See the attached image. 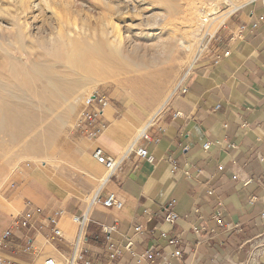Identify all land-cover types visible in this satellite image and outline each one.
<instances>
[{
    "label": "crops",
    "instance_id": "crops-1",
    "mask_svg": "<svg viewBox=\"0 0 264 264\" xmlns=\"http://www.w3.org/2000/svg\"><path fill=\"white\" fill-rule=\"evenodd\" d=\"M111 98L97 138L70 133L69 149L59 154L66 165L27 163L11 176L0 193V238L11 231L0 244L3 264L64 261L77 237L73 217L94 196L84 243L90 264H264L263 1L245 2L226 17L158 108L121 94ZM149 122L148 139L137 145L152 160L131 152L102 182L106 168L94 149L120 158ZM111 193L121 208L102 204ZM173 200L177 219L167 222ZM56 210L63 211V237L52 239L46 217ZM27 212L33 219L24 228L15 220ZM28 236L41 249L37 256L23 249ZM111 248L120 252L114 260ZM146 251L160 255L138 262Z\"/></svg>",
    "mask_w": 264,
    "mask_h": 264
},
{
    "label": "rangeland",
    "instance_id": "rangeland-1",
    "mask_svg": "<svg viewBox=\"0 0 264 264\" xmlns=\"http://www.w3.org/2000/svg\"><path fill=\"white\" fill-rule=\"evenodd\" d=\"M248 1L231 0L236 6ZM231 2L201 0L198 6L209 8L214 31L205 33L203 23L194 34L195 26L184 18L187 0H0V128L4 104L17 103L31 112L25 120L26 134L22 133L21 138L0 130V193L27 163L57 168L66 165L59 154L69 149L70 133H78L72 123L80 94L99 88L110 99L111 95L121 94L154 108L161 106L180 84L195 55L208 47L226 18L216 28L219 19L232 9ZM22 4L26 7L24 13ZM29 4L39 5L33 9L28 8ZM114 21L119 23L123 38L118 64L111 62L109 70L92 73L91 78L80 73L72 105L65 99L55 100L53 105L40 101L35 82L22 72L25 57L19 48L21 42L25 45L22 49L31 55L28 68L32 71L41 64L36 56L41 55V61L49 58L56 39L63 38V52L68 36L80 34L75 30H83L84 35L86 29L110 28ZM40 38L43 42L38 41Z\"/></svg>",
    "mask_w": 264,
    "mask_h": 264
},
{
    "label": "bare ground",
    "instance_id": "bare-ground-1",
    "mask_svg": "<svg viewBox=\"0 0 264 264\" xmlns=\"http://www.w3.org/2000/svg\"><path fill=\"white\" fill-rule=\"evenodd\" d=\"M226 1L231 2V0ZM199 2L201 3V0H187V14L184 16L186 21L195 26L196 30L194 28L192 30L194 34L201 26L203 27V23L206 25L205 33L214 29L211 27L213 20L209 23V16H211L208 13L209 8L198 6ZM38 5L29 4L28 8L35 9ZM236 5V3L231 2L232 9L229 13L222 15V17L220 16L221 18L216 24V28L231 12L237 9L238 6ZM202 8L203 10L201 11ZM24 9L26 7L22 4L21 12L24 13ZM86 30L84 35L81 34L83 30H75L80 33L78 34L79 37L70 34L72 31L69 30L70 36L66 40V50L63 52V48H61L63 46V38L56 39L49 58L41 61L43 57L41 55L36 56V61L41 62V64L39 63L38 66L32 67V71L28 68L31 55L22 49L25 45L21 42L19 48L21 49V54L25 57V62L23 66L21 65L23 68L22 72L30 75L31 81L35 82L33 85L38 90L37 94L40 101H48L53 105L55 100L65 99L68 104L72 105L75 101L74 93L78 91L80 83L78 75L80 73H82V77L91 78L90 75L92 73L97 75L109 70L111 62L118 64L117 54L120 49L122 50L123 39L119 23L116 21L112 22L110 28L100 27ZM38 41L43 42V38L38 39ZM190 49H193L192 43L190 44ZM121 66H124L123 63H121ZM4 110L1 116L2 124L0 130L14 138L25 133V120L31 116V112L25 110L17 103H9L6 107L4 104Z\"/></svg>",
    "mask_w": 264,
    "mask_h": 264
},
{
    "label": "built area",
    "instance_id": "built-area-1",
    "mask_svg": "<svg viewBox=\"0 0 264 264\" xmlns=\"http://www.w3.org/2000/svg\"><path fill=\"white\" fill-rule=\"evenodd\" d=\"M263 4H264V0ZM202 47V46H201ZM206 48V47H205ZM79 108L75 115L74 121L72 123V129L75 132H78L88 138L95 139L97 138L106 128L103 119L106 109L111 103L110 97L104 90L96 88L90 92L84 93L79 98ZM150 122L147 123L144 127H142L136 134L134 140L127 147L125 152L122 154L120 158H115L112 156H107L104 150L101 147H96L93 151V156L97 160V162L103 164L106 168V175L104 176L102 182L107 181L109 178L114 177L117 172L121 169L124 158L128 156L131 152H135L141 158L147 159L149 161L152 160V156L149 154L148 149L143 146H138V141L142 139H148V127ZM205 148L209 147V144L204 145ZM189 147H186L185 150H188ZM176 168V166H174ZM207 193H211V190H207ZM97 197L94 196L90 203H87L84 211L81 212L80 215L73 217V222L78 225L77 237L74 241L73 251L72 253L64 260L59 261L56 258L48 256L44 258V264H79L80 262H85V264H90L88 260L85 259V249L84 243L86 241V232L90 222V210L94 203H96ZM174 200L171 201L166 208V217L165 221L174 222L177 219V215L172 211V206L174 204ZM102 204L107 207H116L121 208L123 203L119 201L114 194H109L105 199L102 200ZM63 211L56 210L51 214H48L46 217V223L51 226L52 231V239L62 238L63 234L61 228L59 227V221L62 217ZM215 218L220 225H224V221L222 218V212L218 210L215 214ZM33 219V214L31 212L20 214L15 223L20 225L21 227L27 228L30 227L31 221ZM106 232H110L112 228L105 227ZM138 230H141V227H138ZM11 235V231H6L1 239L0 244H2L9 236ZM166 236V233H163ZM171 243H174L175 240H171ZM23 249L30 253L32 256H37L40 252L39 245L35 242L32 236H28L25 239V243L23 245ZM113 251L110 254V259L114 260L119 257V250L116 248H111ZM160 255L159 252H150L146 251L140 255H138V262L143 260H151L154 256ZM174 255L177 257H181L182 254L179 250L174 252ZM0 264H3V259L0 257Z\"/></svg>",
    "mask_w": 264,
    "mask_h": 264
}]
</instances>
